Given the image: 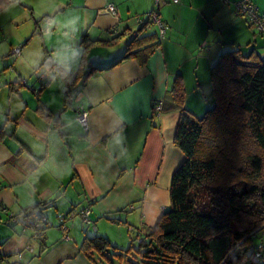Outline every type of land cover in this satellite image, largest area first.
Masks as SVG:
<instances>
[{"label":"crops","instance_id":"1","mask_svg":"<svg viewBox=\"0 0 264 264\" xmlns=\"http://www.w3.org/2000/svg\"><path fill=\"white\" fill-rule=\"evenodd\" d=\"M240 1L166 0L158 8L162 39L155 24L140 22L155 0H16L0 12V24L28 32L18 36L19 57L7 61L2 87L10 86L0 88V264H97L98 255L82 249L86 237L118 248L125 236L108 239L112 226L124 224L132 237L131 228L144 236L155 226L184 159L174 144L179 112L169 101L176 81L184 107L201 117L214 106L210 74L223 53L264 58V36L236 15ZM251 1L264 17V0ZM46 20L49 32L39 38L36 26ZM135 37L137 56L124 59ZM85 209L93 233L70 218L63 240L58 216ZM40 216L47 225L36 238Z\"/></svg>","mask_w":264,"mask_h":264},{"label":"trees","instance_id":"2","mask_svg":"<svg viewBox=\"0 0 264 264\" xmlns=\"http://www.w3.org/2000/svg\"><path fill=\"white\" fill-rule=\"evenodd\" d=\"M15 1L0 0V12ZM257 14L262 16L258 8ZM137 41L130 39L124 59L137 56L130 51ZM157 46L147 48L148 55ZM65 76L67 82L74 78ZM210 82L214 106L195 117L176 81L169 101L179 112L174 144L184 159L171 178L170 207L144 236L142 229L129 230L137 246L114 253L121 264H264L254 259L264 245L258 242L264 233V58L225 52ZM76 213L60 215L65 219L59 228ZM82 249L89 258L95 253L108 260V249L116 250L99 236L86 237ZM133 252L135 262L129 259Z\"/></svg>","mask_w":264,"mask_h":264},{"label":"built area","instance_id":"3","mask_svg":"<svg viewBox=\"0 0 264 264\" xmlns=\"http://www.w3.org/2000/svg\"><path fill=\"white\" fill-rule=\"evenodd\" d=\"M168 1L169 3L176 4L180 0H168ZM165 3H166V0H155V7H156L155 10H153L152 12L146 15L148 22H150L151 24H155L158 27V33L161 39L164 37V34L167 30V26L158 17L157 10L159 6L164 5ZM115 11H116L115 7L111 4L106 7V12L109 13L110 15L114 16ZM235 12H236V15L247 19L249 23L251 24V26H253L258 33L264 36V17L257 14V8L253 6V4L249 0H242L238 2L235 5ZM49 27H50V21L48 20H46L42 25L40 24L38 26L39 34L40 35L47 34L49 32ZM19 51L20 49L16 50L14 54H17L18 56ZM39 79H40V82L44 80L43 77H40ZM22 83L26 85L25 81H22ZM161 109H162V102H159L155 104L153 110L155 114H159L161 112ZM76 120L81 125L83 130L86 131L87 124H88L87 123V113L85 111L77 112ZM89 215H90L89 209L80 210L76 213V217H79L82 220V222L87 226L91 225L90 220H89ZM64 219H65L64 216L59 217V221L61 224L64 221ZM45 222H46L45 218H42L40 221L34 224V228H33L34 237L37 238L40 235V230L44 227ZM60 230L64 232L63 240L67 241L68 237L65 234V231L67 230L66 227L62 225L60 227ZM254 259L264 262V245L259 246L258 251L254 254Z\"/></svg>","mask_w":264,"mask_h":264},{"label":"rangeland","instance_id":"4","mask_svg":"<svg viewBox=\"0 0 264 264\" xmlns=\"http://www.w3.org/2000/svg\"><path fill=\"white\" fill-rule=\"evenodd\" d=\"M246 21L249 23V21L247 19H246ZM40 24L41 23H39V25ZM0 25H2V27L0 28V31H1V33H0V88H4V87L8 88V86H10V85L2 87V83H3L2 81L5 77L4 74H6L7 72L10 73V71H11L10 65L12 64V62L14 61L15 58L19 57V55L17 56V54H14L16 52V50L21 49L20 46H17L18 36H20L22 38L23 36L27 35L28 32L23 31V30H15L14 28H11L9 26V24L6 23L5 21ZM37 33H39V31H37ZM37 36L39 38H41L40 35H37ZM27 37L29 39V36H27ZM11 41H13L12 46L9 48V50L5 51L4 46L7 45L8 43H10ZM20 51H19V54H20ZM7 55H10V56H7ZM7 61H9L11 64L8 65ZM75 220L78 222H81L80 224L83 225V229L87 230V232L89 234H91L90 233L91 231L93 233V226H90V227L86 226L79 217H76ZM116 226H112L111 229L109 230V232L105 231V233H106L105 236L108 239H111V238H109L107 235H111V237H116L117 239L121 236H125V237H121L118 239L119 242H117V244L121 245V246L120 247L117 246L118 248H116V250L108 249L107 256L109 257V260L105 259L104 257H102V258H99L98 256L95 257L97 264H121L119 259L115 255L117 253H124L131 245L133 247L137 246L135 241H134V237H132L131 235L128 234V232L126 231L127 228L124 224L116 225ZM121 228H125V229L123 230ZM119 230H122L123 232L120 233ZM259 236H260L259 238H261V240H262L264 238V233L259 234ZM111 247H113V246H111ZM115 252H116V254H114ZM133 254L134 255L129 256V259L132 260L133 262H135L136 260L133 256H135L136 254L134 252H133Z\"/></svg>","mask_w":264,"mask_h":264}]
</instances>
